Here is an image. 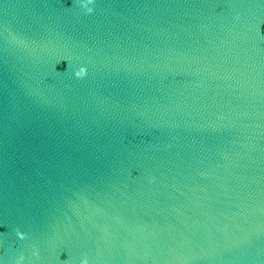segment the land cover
Returning <instances> with one entry per match:
<instances>
[{
	"label": "water",
	"instance_id": "obj_1",
	"mask_svg": "<svg viewBox=\"0 0 264 264\" xmlns=\"http://www.w3.org/2000/svg\"><path fill=\"white\" fill-rule=\"evenodd\" d=\"M86 2L0 0V264H264V0Z\"/></svg>",
	"mask_w": 264,
	"mask_h": 264
},
{
	"label": "clouds",
	"instance_id": "obj_2",
	"mask_svg": "<svg viewBox=\"0 0 264 264\" xmlns=\"http://www.w3.org/2000/svg\"><path fill=\"white\" fill-rule=\"evenodd\" d=\"M95 0H87L86 3H84L82 5V7H84L87 10V13L92 14L95 12V8L94 7H90V5L94 4ZM88 75V69L86 67H81L78 71L75 72V76L77 78H85ZM18 235L21 239H27V236L25 233L23 232H18ZM83 264H88V261L85 260L83 262Z\"/></svg>",
	"mask_w": 264,
	"mask_h": 264
}]
</instances>
